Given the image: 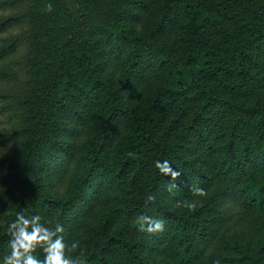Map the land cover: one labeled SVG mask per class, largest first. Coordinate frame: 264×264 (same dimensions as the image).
<instances>
[{
    "label": "trees",
    "instance_id": "trees-1",
    "mask_svg": "<svg viewBox=\"0 0 264 264\" xmlns=\"http://www.w3.org/2000/svg\"><path fill=\"white\" fill-rule=\"evenodd\" d=\"M72 1L0 0V115L21 125L0 264L18 212L61 222L84 264H264V0ZM156 161L181 173L174 193Z\"/></svg>",
    "mask_w": 264,
    "mask_h": 264
},
{
    "label": "clouds",
    "instance_id": "clouds-1",
    "mask_svg": "<svg viewBox=\"0 0 264 264\" xmlns=\"http://www.w3.org/2000/svg\"><path fill=\"white\" fill-rule=\"evenodd\" d=\"M44 10L51 12L52 3H46ZM133 156V153H129ZM155 167L161 174L170 176L171 180L167 185V191L174 193L178 190L176 181L180 179L181 173L173 169L168 161H156ZM181 183H183L181 181ZM190 191L193 197H206L207 192L198 183H192ZM155 195L147 196L148 203H154ZM198 206L196 200L178 201L176 207L186 208L195 211ZM135 223L139 225V230L149 234L163 233L165 222L161 219L153 218L146 214H139L135 218ZM65 229L61 222H57L54 227H49L42 223L40 215L26 216L23 212H18L13 221L7 224V232L10 237L8 246L10 252L3 257V264H84L85 250L81 248L79 241H73L69 245L65 242ZM42 250L43 258H38L34 253ZM214 264H221L216 260Z\"/></svg>",
    "mask_w": 264,
    "mask_h": 264
},
{
    "label": "rangeland",
    "instance_id": "rangeland-1",
    "mask_svg": "<svg viewBox=\"0 0 264 264\" xmlns=\"http://www.w3.org/2000/svg\"><path fill=\"white\" fill-rule=\"evenodd\" d=\"M69 6L71 11L74 13H77V11L80 10L75 0H73ZM106 9V4L97 7L98 14L101 18L104 17ZM2 14L3 11L0 9V15ZM5 14L8 15L9 12ZM18 33H20V31ZM26 59L27 49H23L16 57L7 63L6 66H8L10 72L18 73L25 66ZM13 88L14 85L10 84L5 87L3 91H5V93H9V91ZM20 130L21 125L16 121V119L10 117L9 115H0V161L2 159L11 160L16 156L19 149L17 135Z\"/></svg>",
    "mask_w": 264,
    "mask_h": 264
}]
</instances>
